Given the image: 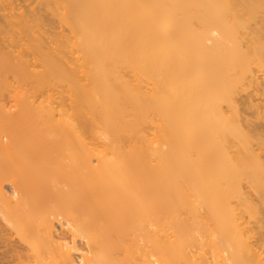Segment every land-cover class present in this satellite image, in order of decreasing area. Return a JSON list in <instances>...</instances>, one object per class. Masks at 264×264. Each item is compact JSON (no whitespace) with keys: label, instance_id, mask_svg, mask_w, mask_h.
<instances>
[{"label":"bare ground","instance_id":"1","mask_svg":"<svg viewBox=\"0 0 264 264\" xmlns=\"http://www.w3.org/2000/svg\"><path fill=\"white\" fill-rule=\"evenodd\" d=\"M0 264H264V0H0Z\"/></svg>","mask_w":264,"mask_h":264},{"label":"rangeland","instance_id":"2","mask_svg":"<svg viewBox=\"0 0 264 264\" xmlns=\"http://www.w3.org/2000/svg\"><path fill=\"white\" fill-rule=\"evenodd\" d=\"M259 73V72H258ZM260 74V73H259ZM23 85V84H22ZM24 86V85H23ZM23 86H22V88H23ZM48 86V87H47ZM45 85V86H37V87H35V88H37V89H35L34 90V92H36V95H38L36 98H38V100L37 101H39L40 102V100H39V98L40 99H43V98H45L46 96L45 95H47V93L48 92H51V93H53V95L51 94V96L52 97H50V99L52 98L53 99V97H54V100L53 101H55V103L57 102L56 100H61V98H62V96L64 97V98H66V94L62 91L63 90V87L62 86H59V85H53V84H49V85ZM21 87V86H20ZM27 87H29V86H27ZM27 87H25L24 86V89L26 88L27 89ZM46 89V90H45ZM29 90H30V88H29ZM26 91V90H25ZM46 92V94L44 93V92ZM58 91H60L61 93L60 94H62V95H60L59 94V92ZM28 92H30V91H28V89H27V94H28ZM42 92V93H41ZM33 93V92H32ZM42 94V95H41ZM44 94V95H43ZM49 94V93H48ZM64 94H65V96H64ZM33 95H34V93H33ZM41 95V96H40ZM40 96V97H39ZM43 96V97H42ZM42 97V98H41ZM68 97V96H67ZM56 98V99H55ZM60 98V99H59ZM62 101H63V99H62ZM66 101H67V99H66ZM64 102H65V100H64ZM64 102H63V104H64ZM62 103V102H61ZM66 103H68V101L66 102ZM64 105H60V107L62 108ZM65 109V108H64ZM147 125H149V124H147ZM146 125V126H147ZM150 126L153 128V126H152V124H150ZM149 128V126H147V129H149L148 130V132H146L145 134L148 136V134H149V131H152V128ZM146 129V130H147ZM151 129V130H150ZM151 133V132H150ZM149 137L152 139V137L150 136V134H149ZM149 138V139H150ZM8 173L6 172V174H2V175H4V176H6ZM9 174H11L12 175V173H10L9 172ZM11 175H8L9 177L11 176ZM7 177V176H6ZM6 188H8V186L6 185ZM240 209V208H239ZM239 211V210H238ZM247 213H245V215H246ZM246 217H247V215H246ZM52 219H54V218H52ZM54 221H55V219H54ZM252 221V220H251ZM252 223V222H251ZM247 225V224H246ZM245 225V226H246ZM250 225V224H249ZM252 225V224H251ZM56 226V228L60 231L61 229H60V227L56 224L55 225ZM248 226V225H247ZM251 227V226H250ZM76 254V253H75Z\"/></svg>","mask_w":264,"mask_h":264}]
</instances>
